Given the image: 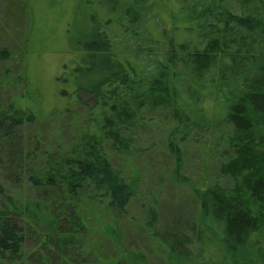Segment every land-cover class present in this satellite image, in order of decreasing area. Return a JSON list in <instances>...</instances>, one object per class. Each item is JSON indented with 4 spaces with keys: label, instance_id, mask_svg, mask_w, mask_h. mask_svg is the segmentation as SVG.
<instances>
[{
    "label": "trees",
    "instance_id": "16d2710c",
    "mask_svg": "<svg viewBox=\"0 0 264 264\" xmlns=\"http://www.w3.org/2000/svg\"><path fill=\"white\" fill-rule=\"evenodd\" d=\"M177 1L180 21L177 15L170 25L161 16L162 0L92 1L97 8L88 11L72 45L81 49L72 69L74 91L85 90L94 100L88 120L67 157L23 178L46 196L16 204L0 183V264H28L23 246L34 231L40 264L126 263L122 235L110 220L125 213L138 184L114 167L104 148L129 152V131L142 109L168 110L176 122L167 145L177 180L180 141L206 125L228 128L229 152L224 151L220 170L231 185L193 189L199 200L193 229L198 253L190 257L184 239L170 229L159 238L169 259L264 264L258 242L264 238V0ZM209 101L217 107L213 113L205 109L203 102ZM14 106L0 108V141L36 118L31 108ZM154 217L152 211L150 228ZM99 218L108 221L95 231L91 225ZM89 237L102 242L108 262Z\"/></svg>",
    "mask_w": 264,
    "mask_h": 264
},
{
    "label": "rangeland",
    "instance_id": "374dc122",
    "mask_svg": "<svg viewBox=\"0 0 264 264\" xmlns=\"http://www.w3.org/2000/svg\"><path fill=\"white\" fill-rule=\"evenodd\" d=\"M92 1L0 0V108L11 102L36 113L32 122L21 123L10 137L0 141V183L16 204L46 196V191H35L23 178L40 175L52 169L61 157H67L76 148L88 120V107L94 100L85 90L74 91L72 69L81 49L72 45L84 31L88 13L97 8ZM161 3V16L170 25L178 15L179 2ZM158 28L164 31L165 26L160 24ZM203 103L210 113L217 109L211 101ZM225 124L206 125L180 141L181 180L174 175L175 159L167 145L169 132L176 126L168 110L142 109L137 113L135 128L129 131L132 140L127 154L120 155L111 146L104 148L114 167L126 178H136L138 184L125 213L110 220L122 235L125 264H174L167 246L159 240L170 229L184 239L182 247L190 257L197 255L199 245L193 229L199 200L193 189L215 182L231 185L230 177L220 170V162L227 158L223 153L229 152L224 144L228 134ZM2 200L0 194V206ZM152 211L155 217L150 228ZM106 221L99 218L91 228L100 231L99 226ZM154 229L159 233L154 234ZM86 240L108 262L109 253L99 249L102 242L95 237ZM258 242L264 248V238ZM37 244L34 231L23 246L24 263L40 264L36 259L40 251ZM35 250L37 254L29 256ZM122 256L117 258L121 260Z\"/></svg>",
    "mask_w": 264,
    "mask_h": 264
}]
</instances>
